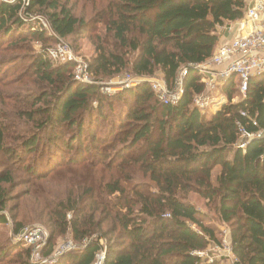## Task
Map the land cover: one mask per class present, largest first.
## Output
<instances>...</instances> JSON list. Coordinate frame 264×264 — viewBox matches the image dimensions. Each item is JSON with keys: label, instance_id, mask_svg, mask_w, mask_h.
<instances>
[{"label": "trees", "instance_id": "1", "mask_svg": "<svg viewBox=\"0 0 264 264\" xmlns=\"http://www.w3.org/2000/svg\"><path fill=\"white\" fill-rule=\"evenodd\" d=\"M103 2L101 22L116 47L100 48L90 61V82L75 78L73 61L48 57L50 45L82 33L67 2H0L5 51L35 41L43 47L29 58L38 91L11 108L0 98V225L10 221L8 209L16 236L43 222L51 233L41 251L47 257L68 236L78 248L56 264H93L102 240L105 264H224L199 254L222 240L208 213L192 203L197 194L230 228L240 262L264 264V136L241 147V129L264 131V73L250 80L246 96L231 77L222 88L229 102L216 112L194 102L206 91L195 67L215 55L219 28L244 18L247 1ZM23 11L44 17L52 33ZM184 70L177 103L162 101L144 79L114 94L103 90L110 87L105 80L126 71L161 72L173 89ZM54 182L60 187L51 188ZM5 242L0 264H41L32 247Z\"/></svg>", "mask_w": 264, "mask_h": 264}, {"label": "rangeland", "instance_id": "2", "mask_svg": "<svg viewBox=\"0 0 264 264\" xmlns=\"http://www.w3.org/2000/svg\"><path fill=\"white\" fill-rule=\"evenodd\" d=\"M3 0H0V2ZM11 1V0H7ZM64 2H67L68 5L72 8L73 13L81 20V23H83V27L81 28L80 34L76 35L73 39H70L69 41H62L61 43H54L53 45H50L48 47V57L53 62H64L66 59L67 61H73L76 64L75 67V74L80 72L79 66L85 67L87 66V70H89V63L90 61L98 54V51L102 47L106 48H112L114 49L116 47V43L112 38H110V34L107 31V29L104 27L103 23L101 22V19L103 17V14H101L102 8L106 7V3L103 2V0H62ZM23 7L27 4L22 1ZM21 16H25L28 18H33L39 22V20L44 19L47 23V20L44 17L41 16H35V15H25L24 11L21 13ZM48 30L49 33H52V30L50 29L49 23ZM229 23H226L224 26H221L219 28V33L221 34V37L225 34ZM50 33V34H51ZM3 43V42H2ZM9 42H5L3 44L0 43V46H2V52L0 54V98L4 97L6 98L8 102V108L13 107V103L17 101L20 98H23L25 95H27L30 92L38 91L37 89L39 87H35L33 85L32 80L35 78L34 70L31 69L30 66H32V62L29 58L33 56V54L42 51V45L38 42H26L24 43L25 46L29 49H20L17 51H11L6 50L7 46L9 45ZM223 44L220 43L218 46V49ZM51 50V52H50ZM16 59L15 63H8L10 60ZM78 66V67H77ZM90 74V71H89ZM22 77V80L17 81L18 78ZM76 78V76H75ZM90 79L92 80L91 74ZM147 80L151 83L153 90L157 92L162 91L166 89L165 81L163 78V74L161 72H156V75L153 77H142V76H136L135 74L126 71L112 79L105 80L104 86H110V87H104V92L108 94H114L115 92L122 91V87L124 85L129 84V81L131 80ZM225 82L224 84H226ZM223 85H216L214 88H211L209 85L206 88V92L203 94V97L210 101V105L208 107V110H213L216 106H223L227 102H229V98L226 95V93L223 91ZM136 85V83H135ZM156 86V88L154 87ZM120 87V88H119ZM176 88V87H175ZM175 90V89H174ZM172 91V90H171ZM164 92V91H162ZM177 95V93L175 94ZM199 96V95H197ZM196 96V97H197ZM166 98L164 99H171L172 96L170 94L166 93ZM239 97V94H236L234 99H237ZM165 101V100H163ZM210 112V111H209ZM90 142V141H88ZM216 172H219V169L216 170ZM51 188L57 189L59 188V184L57 183H50L49 184ZM23 188H26L25 185H23ZM18 191L16 192V194ZM192 203L196 204V206L201 209L202 211L208 213L209 222H212V224H215L218 227V230L220 232V238L222 240L221 250L218 249L216 245H211L209 247V250H207L208 256L222 261L224 264H228L231 257V251L230 247H232L231 243V237H230V228L220 222L218 220L217 215L214 211H210V208L207 207L206 203L207 200L201 198L197 194H193L191 196ZM16 201H13V203L10 204L12 206ZM10 221L7 224H1L0 225V240L5 243H11L7 241L11 240H17L16 234H13V229L15 226V222L13 220V216L10 213L9 209L5 211ZM39 227L42 228L48 233L51 234L47 226L43 222H36L31 225H28L26 228H34ZM16 236V237H15ZM50 239V236L48 240ZM41 240H39L37 243H40ZM49 244V241L46 243L45 247L42 249V252L44 249H46V246ZM102 244L104 245V248L107 247L105 240H102ZM23 245L26 246L23 242ZM69 245L72 247L69 248ZM77 243H75L72 239H70L68 236L61 237L57 241L56 246L54 247V252L52 256L55 259L57 258V261L53 264H56L58 260H60L64 254L68 251L75 250L78 247ZM33 252H34V261L41 264H49L48 262H45L47 259V256H45L43 253H41V250L34 249V246H32ZM75 247V248H74ZM39 253H35V252ZM58 253V254H57Z\"/></svg>", "mask_w": 264, "mask_h": 264}, {"label": "built area", "instance_id": "3", "mask_svg": "<svg viewBox=\"0 0 264 264\" xmlns=\"http://www.w3.org/2000/svg\"><path fill=\"white\" fill-rule=\"evenodd\" d=\"M22 1H24L25 4L27 3L25 5V7H27L29 0ZM246 1L247 8L244 18L229 22V27L227 28L231 31L236 29L246 31V28L248 27L246 34L235 36L226 44H223L210 60L200 66L195 67L196 70L200 72L202 82H204L207 87L209 85L211 88H214L216 85H223L231 77L235 76L239 80V89L242 96L247 95L250 80L253 77L264 73V0ZM47 23L44 19L39 20V25L46 29H48ZM65 61H67V59ZM79 69L80 72L75 74L76 79L79 81L90 82L91 79L89 70H87V66L86 68L79 66ZM187 73L188 70H184L180 73L179 79L175 85L176 88L174 87L173 89H169L166 83H164L167 87L166 89L162 90L164 92L161 90H157V92L155 91L162 101L165 100V103H177L180 100L184 93L183 85ZM139 81L140 80H131L127 85L136 86ZM154 87L156 88V86ZM166 93L170 94L172 98L169 100L164 99L166 98ZM176 93L177 95H175ZM203 94L195 97L194 102L197 107L206 112L208 111L210 101L205 99ZM241 132V147H245L246 141L249 138H261L264 136V131L257 132L256 134H249L245 130L241 129ZM49 236L50 235L46 233L44 229L34 227L24 229L19 235H17V240L22 243L24 242L26 246H34V249L42 251L46 243L49 241ZM39 240H41V242L37 243ZM71 247L72 246L69 245V248ZM230 248L231 257L228 264H242L240 260L233 254L232 247ZM218 249L221 250V247L218 246ZM35 253L39 252L36 251ZM207 253L205 252L199 254L208 258L209 256ZM54 257H57V255ZM54 257H47L45 262L49 261V264L55 263L57 258L55 259ZM213 259L214 258L209 257L210 262H212ZM106 260L107 248L103 247L96 254V259L93 264H105Z\"/></svg>", "mask_w": 264, "mask_h": 264}, {"label": "crops", "instance_id": "4", "mask_svg": "<svg viewBox=\"0 0 264 264\" xmlns=\"http://www.w3.org/2000/svg\"><path fill=\"white\" fill-rule=\"evenodd\" d=\"M247 30H248V27L246 28V31H244V30L242 31V30H238V29L231 31V30L227 29L225 34L221 37L220 43L226 44L228 41H230L232 38H234L237 35H245ZM217 50H218V48H217ZM217 69H219V68H217ZM220 108H221L220 106H218V107L216 106L215 108H213V110H208V112L209 111L210 112H216Z\"/></svg>", "mask_w": 264, "mask_h": 264}]
</instances>
